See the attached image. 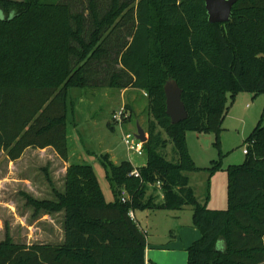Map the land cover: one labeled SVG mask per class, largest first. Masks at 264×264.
I'll use <instances>...</instances> for the list:
<instances>
[{
    "label": "trees",
    "instance_id": "trees-1",
    "mask_svg": "<svg viewBox=\"0 0 264 264\" xmlns=\"http://www.w3.org/2000/svg\"><path fill=\"white\" fill-rule=\"evenodd\" d=\"M0 9V152L10 160L49 146L68 160L71 88L142 89L153 118L139 177L129 175L128 159L100 155L114 196L107 200L92 165L70 164L56 199L26 195L37 211L64 212L63 242L20 244L8 234L0 264H146L147 234L130 210L187 206L201 233L188 264H264L263 119L245 139V160L226 168L225 209L199 201L188 173L201 168L187 145L193 130L214 133L220 147L236 95L264 93V0H237L224 23L209 21L205 0H111L105 9L89 0L87 12L66 0H0ZM170 78L188 112L178 123L166 112ZM220 168L221 158L205 169L211 177Z\"/></svg>",
    "mask_w": 264,
    "mask_h": 264
},
{
    "label": "rangeland",
    "instance_id": "rangeland-1",
    "mask_svg": "<svg viewBox=\"0 0 264 264\" xmlns=\"http://www.w3.org/2000/svg\"><path fill=\"white\" fill-rule=\"evenodd\" d=\"M66 1L72 4L74 11L87 12L89 0ZM97 2L105 9L109 7L111 0ZM3 16L4 12L0 9V17ZM125 22L128 24L127 20ZM127 89L123 92L124 89L115 87L86 86L71 88L69 92L70 111L67 126L69 157L66 162L92 165L107 200H112L114 196L101 163V153H112L118 158V162L130 159V155L136 167L146 163L144 155L139 156L128 151L123 141V133L135 132L139 123L148 136V124L153 118L148 111L147 93L139 88ZM121 108H126L129 117L120 125L113 120L112 115ZM114 109L116 110L112 113ZM262 119L264 123V93L255 95L240 92L230 104L224 119L220 147L215 144L214 133L193 130L187 132L189 152L196 165L201 168L191 173L190 185L201 203H207L208 207L215 209L227 208L226 168L245 160L244 148L247 145L245 139ZM163 136L167 137L164 133ZM172 148L173 145L169 142L164 149L168 158L172 157ZM220 158L222 168L214 173L212 184L211 178L208 182L209 172L205 168ZM65 167L64 160L53 151L31 149L23 158L17 160H10L5 152H0V241L5 240L9 234L14 242L20 244L63 242L64 212L37 211L28 202L26 195L40 200L56 199L54 189L64 191L65 188L67 172ZM183 209L191 210L193 213L191 206ZM150 212V219L155 225L158 223V216L165 211ZM187 214L190 217V212L187 211ZM149 229L150 234L152 230H156L153 226Z\"/></svg>",
    "mask_w": 264,
    "mask_h": 264
},
{
    "label": "crops",
    "instance_id": "crops-1",
    "mask_svg": "<svg viewBox=\"0 0 264 264\" xmlns=\"http://www.w3.org/2000/svg\"><path fill=\"white\" fill-rule=\"evenodd\" d=\"M127 90L128 89H124L123 92ZM115 110L116 109H114L112 113ZM31 149L36 150V148L33 147L26 148L23 155L19 159L23 158V156L27 152H30ZM37 149L42 150L44 152L53 151L55 155L59 156L54 150V148L51 146ZM105 153L110 154L113 160L116 159L114 162H118V158L114 157L112 153ZM102 154L104 153H101V155ZM129 157L130 159L128 160L132 162L130 155ZM64 162L66 163L65 169H67V167L71 163L67 164L66 160H64ZM191 173L193 172L188 173L190 178ZM208 178V180H210V178L212 179L213 184L215 174L213 177H210L209 175ZM150 211L153 210L134 211L137 223L139 224L140 228L147 234L146 264H188L187 249L195 240L201 237L199 229L194 227L192 224L193 213L191 212V210H162L165 212L158 216V223L155 225L152 224V220L150 219ZM183 211H186V213L183 214ZM187 211L190 212V217L188 216ZM150 226L156 228V230H152L151 234V230L149 229Z\"/></svg>",
    "mask_w": 264,
    "mask_h": 264
},
{
    "label": "water",
    "instance_id": "water-1",
    "mask_svg": "<svg viewBox=\"0 0 264 264\" xmlns=\"http://www.w3.org/2000/svg\"><path fill=\"white\" fill-rule=\"evenodd\" d=\"M237 0H205L209 21L211 23L227 22L232 14V7ZM166 112L172 123L185 120L188 116L186 106L182 100V88L177 80L170 78L165 84ZM136 137L142 142H147L148 136L144 128L138 123ZM114 159L113 161H115Z\"/></svg>",
    "mask_w": 264,
    "mask_h": 264
},
{
    "label": "built area",
    "instance_id": "built-area-1",
    "mask_svg": "<svg viewBox=\"0 0 264 264\" xmlns=\"http://www.w3.org/2000/svg\"><path fill=\"white\" fill-rule=\"evenodd\" d=\"M113 120L117 122L118 124H123L125 120L129 117L128 111H126V108H121V110L115 111L112 115ZM123 141L126 144L129 152H134L139 156L144 155V148L143 143L140 139L136 137V131L135 132H124L123 133ZM248 152V145L244 148V153ZM130 176L139 177L140 173L138 170V167L134 166L133 170L129 173ZM158 186L161 185L160 182L157 183ZM120 198L123 202H126L130 199L129 193L126 189H122ZM130 216L136 220L135 214L133 210H130Z\"/></svg>",
    "mask_w": 264,
    "mask_h": 264
}]
</instances>
